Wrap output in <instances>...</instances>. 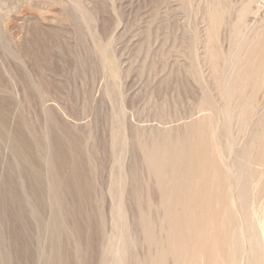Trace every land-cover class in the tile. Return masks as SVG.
<instances>
[{"label":"rangeland","instance_id":"374dc122","mask_svg":"<svg viewBox=\"0 0 264 264\" xmlns=\"http://www.w3.org/2000/svg\"><path fill=\"white\" fill-rule=\"evenodd\" d=\"M262 135L264 0H0V264H264Z\"/></svg>","mask_w":264,"mask_h":264},{"label":"bare ground","instance_id":"6f19581e","mask_svg":"<svg viewBox=\"0 0 264 264\" xmlns=\"http://www.w3.org/2000/svg\"><path fill=\"white\" fill-rule=\"evenodd\" d=\"M207 106V105H206ZM247 107V106H246ZM122 110V109H121ZM241 111H242V109H241ZM241 113V112H240ZM245 113V112H244ZM250 113V112H249ZM248 114V113H247ZM123 115H124V113H123ZM207 118V117H206ZM208 118H209V116H208ZM210 120V119H209ZM226 120H227V116H226ZM205 121V120H204ZM211 121V120H210ZM206 122V121H205ZM197 125V124H196ZM212 125V124H211ZM206 135V134H205ZM199 136V135H198ZM263 137H264V135H262ZM17 141V140H16ZM192 143H193V141H192ZM228 143V142H227ZM190 144H191V142H190ZM16 146H17V148H18V150H19V152H20V155H22L23 157H24V152H23V150H22V147H20V145L18 144V143H16L15 144ZM159 146V145H158ZM204 146V145H203ZM189 148V147H188ZM188 148H186L185 147V149H186V151L183 149V146H182V142H176V143H172V142H168V143H166V144H164L163 145V150L161 151V152H158V147L156 148H151V151L150 152H148V154H147V156L146 157H148L147 158V164H148V166L152 169V171L155 173V175L157 176V179H158V183L159 184H162V182L164 181V179L167 177V174L168 173H170V174H173L174 175V173H179V171H177L178 170V168H180L179 166H181L182 164L184 165V168H183V171H182V173H181V175H180V179L179 180H181V183L179 184H177V188H180L181 190L183 189V190H185V189H187L188 187L187 186H185V185H187V180H188V177L190 176V178L189 179H191V176L193 177L194 175H193V171H195V170H197V166L198 167H200L199 166V160H201L200 159V157H199V160L197 161V166H195V170H194V164H196V163H194V164H192L191 163V160H189L190 159V157H189V152H187V149ZM48 149H50V146L48 147L47 146V150ZM185 152V153H184ZM194 157V156H193ZM198 157V156H197ZM195 158V157H194ZM201 158H202V156H201ZM219 158V157H218ZM246 161V163H247V160H245ZM249 161V160H248ZM51 162H52V159H49V161H47V163H48V165H50L51 166ZM201 162V161H200ZM204 162V161H203ZM204 164V163H203ZM200 165L202 166V164L200 163ZM211 166V165H210ZM167 167H169L168 168V171H167ZM215 167V166H214ZM203 168V167H202ZM201 168V169H202ZM208 168V167H207ZM204 169V168H203ZM208 169H210V168H208ZM213 169V168H212ZM215 169V168H214ZM229 168H227V170H228ZM182 170V169H181ZM199 171H200V169H198ZM197 170V171H198ZM205 170V169H204ZM227 170H225L226 172H225V174L226 175H228L229 173L227 172ZM197 171L195 172V173H197ZM232 171V170H231ZM201 172V171H200ZM206 172V171H205ZM213 172V171H212ZM215 172V171H214ZM216 172H218V171H216ZM224 173V172H223ZM228 173V174H227ZM121 174V176H120V182H121V180L123 179V175H122V173H120ZM192 174V175H191ZM176 175H179V174H176ZM176 175H175V177H176ZM201 175H203V172H202V174ZM213 175V174H212ZM218 175V174H217ZM216 175V176H217ZM196 176V175H195ZM198 178H199V176H197ZM218 178H219V176H217ZM242 177V176H241ZM196 178V177H195ZM195 178H194V181H195ZM197 178V179H198ZM202 178V177H201ZM206 178V177H205ZM204 179V178H203ZM202 179V180H203ZM222 179V178H221ZM202 180H200V181H202ZM217 181L218 180H220V179H216ZM124 181V180H123ZM170 181V180H169ZM192 181V180H191ZM193 181V182H194ZM197 181V180H196ZM166 182H168L167 180H166ZM124 183V182H123ZM169 183V182H168ZM167 183V184H168ZM202 183V182H201ZM216 183V182H215ZM241 183V182H240ZM122 184V183H121ZM166 184V183H165ZM192 184V183H191ZM194 184V183H193ZM192 184V186L194 187V185ZM198 184V183H197ZM222 184V183H221ZM178 185H179V187H178ZM245 185V184H244ZM249 185H250V183H249ZM168 186V185H167ZM191 186V185H190ZM196 186H198V185H196ZM223 186V185H222ZM246 186V185H245ZM185 187H187V188H185ZM179 189V190H180ZM230 189V188H229ZM202 190V189H201ZM243 190V189H242ZM187 191V190H186ZM190 191H191V189H190ZM193 191V190H192ZM201 192V191H200ZM199 193V192H198ZM249 193V192H248ZM180 194H182V193H180ZM187 194H189V192H187ZM192 194H194L193 192H192ZM207 194V193H206ZM239 194V193H238ZM186 195V194H185ZM211 195V194H210ZM250 195V194H249ZM194 195H192V198H194L193 197ZM201 196H203V195H200V197ZM240 196V195H239ZM238 197V196H237ZM248 197V196H247ZM202 198V197H201ZM249 198V197H248ZM190 199V198H189ZM198 199V198H197ZM178 200H179V198H178ZM181 200H184V201H187L188 200V198L187 197H185V198H183V195L181 196ZM180 200V201H181ZM194 200V199H193ZM192 200V201H193ZM240 200H242V199H240ZM246 200V198L244 199V201ZM248 200V199H247ZM189 201V200H188ZM191 201V202H192ZM243 201V200H242ZM242 201H241V203H242ZM166 202V201H165ZM190 202V201H189ZM191 202H190V204H191ZM195 202H196V200H195ZM194 202V203H195ZM246 202V201H245ZM170 203L171 202H169V204H168V202H166V204H165V206L166 205H170ZM182 203V202H181ZM186 203V208H184L185 210L187 209V207L188 206H190V205H187L188 203L187 202H185ZM193 203V204H194ZM240 203V204H241ZM198 204V203H197ZM196 205V204H195ZM195 205H192V206H194L195 207ZM242 205V204H241ZM177 206V205H176ZM183 206V207H184ZM200 207V206H199ZM202 207V206H201ZM176 208V207H175ZM190 208V207H189ZM188 208V209H189ZM193 208V207H192ZM181 209V208H180ZM183 208H182V210H181V212L184 210ZM245 209V208H244ZM248 210V209H247ZM180 212V213H181ZM245 212V211H244ZM185 214H186V212H185ZM190 214H192V213H190ZM115 215L116 216H114L115 218V220H114V226H115V228L118 230V232L116 233L117 234V236L110 242V250H109V253H111V255H112V262H111V264H125V258H126V254H127V252H128V246L130 245V243H131V240H126L125 238H124V235L127 233V226H126V220H125V217H124V215H123V211H122V208H121V202H118V204H117V206H116V210H115ZM170 216H171V214H170ZM188 217H191V216H185V218H188ZM240 218V217H239ZM170 219H172V218H170ZM183 219H184V217H183ZM196 219V218H195ZM236 219V218H235ZM257 221V226H255L256 227V229H255V234H257L258 236H257V238H258V240H259V244L262 246V248L264 249V216L261 218H257L256 219ZM169 221V220H168ZM175 221V220H174ZM178 221V220H177ZM190 221V220H189ZM188 220H185L184 222H185V225H190V222H189ZM230 222H235L234 221V217H232L231 216V219H230ZM253 222V221H252ZM176 223V222H175ZM142 225H143V230H144V235H145V238L147 239V241L149 242V243H151V242H154V239H153V237H152V232H151V228L149 227V225H148V223L147 222H143L142 223ZM176 225V224H175ZM183 225V224H182ZM172 226H173V223H172ZM181 227V226H180ZM175 228V227H174ZM177 228V227H176ZM187 228V227H186ZM232 229V228H231ZM116 230V231H117ZM175 230V229H174ZM191 230V229H190ZM180 231V230H179ZM126 232V233H125ZM239 232V235L243 238V236H244V234L242 233V232H240V230L238 231ZM237 232V233H238ZM236 230L234 231H232V234L235 236L236 234ZM181 234V233H180ZM127 235V234H126ZM176 235V234H175ZM171 236V235H170ZM169 236V237H170ZM173 237V236H172ZM171 237V238H172ZM203 237V236H202ZM212 237V236H211ZM171 238L170 239H168V236H167V239L168 240H171ZM175 238L176 237H173V240L175 241ZM182 238V237H181ZM177 240V239H176ZM186 240V239H185ZM200 240V239H199ZM203 241H204V239H202ZM182 241H183V239H182ZM168 242V245H169V247H171V244H172V242H171V244H170V241H167ZM195 242V241H194ZM109 243V242H108ZM163 244L162 243H159L158 244V246H159V248L161 247V249H162V247L164 246H162ZM167 245V246H168ZM198 245V244H197ZM210 245V244H209ZM174 247V246H173ZM109 248V247H108ZM172 248V247H171ZM171 248H169V249H171ZM175 248V247H174ZM192 248H194V246L192 247ZM208 248V247H207ZM166 249V248H165ZM176 249V248H175ZM108 251V250H107ZM162 250H160V252H161ZM171 251H173V249L171 250ZM192 251V250H191ZM190 251V252H191ZM108 253V254H109ZM162 253H164V249H163V252H161L160 253V255L162 254ZM165 253H167V251H165ZM163 254V259H164V257H166L165 255L166 254ZM176 253V252H175ZM110 255V254H109ZM185 256H187L186 255V252H185ZM263 256H264V252H263ZM188 257H190L189 255H188ZM195 257V256H194ZM160 259H161V257H159ZM192 258V257H191ZM190 258V259H191ZM159 259V260H160ZM151 263H153V264H156L157 263V260L156 259H153V260H151L150 261ZM186 262V261H185ZM191 263H192V261H190ZM190 262H189V264H190Z\"/></svg>","mask_w":264,"mask_h":264}]
</instances>
